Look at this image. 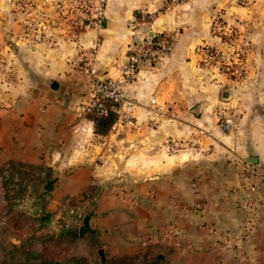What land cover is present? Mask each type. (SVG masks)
Instances as JSON below:
<instances>
[{"label": "crops", "instance_id": "1", "mask_svg": "<svg viewBox=\"0 0 264 264\" xmlns=\"http://www.w3.org/2000/svg\"><path fill=\"white\" fill-rule=\"evenodd\" d=\"M33 1L51 23L52 41L26 35L18 9L1 12L0 157L52 173L58 200L95 187L105 244L134 237L141 226L162 254L257 263L264 254V0H107L103 27L76 33L57 22L53 0ZM218 11L239 24L249 46L237 82L201 68L195 52L202 43L221 47L210 30ZM155 34L170 35V50L123 87L136 105V128L114 131V123L82 114L91 85L74 67L81 47L98 44L100 73L118 78L131 49ZM220 115L231 119L228 129ZM170 141L190 144L172 153Z\"/></svg>", "mask_w": 264, "mask_h": 264}, {"label": "rangeland", "instance_id": "2", "mask_svg": "<svg viewBox=\"0 0 264 264\" xmlns=\"http://www.w3.org/2000/svg\"><path fill=\"white\" fill-rule=\"evenodd\" d=\"M21 1L0 0V15L16 13ZM45 1L49 4L52 0ZM58 4L64 5L61 0H53L56 11ZM53 180L57 182L52 173L37 166L0 157V264H232L227 254L217 257L199 254L192 259L162 254L158 245L145 239L141 226L134 237L105 244L98 229L101 223L97 217L101 212L100 206L97 207L98 191L94 195L87 191L58 200L54 188L52 191L44 188ZM75 209L83 216L78 223L71 217ZM88 216H92L93 232L79 236L76 241L61 238L64 230L78 229ZM42 217L48 220L44 222ZM100 249L105 253L104 262L98 253ZM257 256V263L248 264H264V254Z\"/></svg>", "mask_w": 264, "mask_h": 264}, {"label": "built area", "instance_id": "3", "mask_svg": "<svg viewBox=\"0 0 264 264\" xmlns=\"http://www.w3.org/2000/svg\"><path fill=\"white\" fill-rule=\"evenodd\" d=\"M64 5H56L60 26L68 27V31H84L86 29H101L107 10V0H61ZM59 8V10H58ZM19 13L25 16L23 24L26 35L34 40L52 41V34L45 15L37 12V6L32 0H23L17 7ZM40 17L36 20L34 17ZM52 27V26H51ZM211 35L218 40L221 47L202 43L196 47L199 66L203 69H215L234 82L245 77L246 59L249 52L248 43L242 38L239 24L229 20L223 11H218L210 22ZM242 39V40H241ZM171 39L168 34H155L136 44L130 51L128 60L120 66L119 77L112 78L100 73L96 59L98 44L89 49L81 47L74 67L89 78L91 99L82 107V114L104 119L115 114L114 131L119 128L134 129L137 126L136 105L124 97L123 87L134 80L140 66L146 61L156 62L170 50ZM154 110L161 114L167 111L155 99H151ZM220 126L228 129L231 119L220 115ZM189 142H168L169 151L177 153L186 148ZM73 222L82 220V214L71 211Z\"/></svg>", "mask_w": 264, "mask_h": 264}, {"label": "trees", "instance_id": "4", "mask_svg": "<svg viewBox=\"0 0 264 264\" xmlns=\"http://www.w3.org/2000/svg\"><path fill=\"white\" fill-rule=\"evenodd\" d=\"M115 114H111L109 117L104 118V119H99L101 122H104L105 125L111 126L114 121H115ZM89 193L91 195H94L95 193H97V189L95 187H91L89 190ZM41 219H43V221L45 222L46 220H48V217H42ZM61 238L67 239V240H72V241H76L79 240L80 237L78 235V229L77 228H69L66 229L62 232ZM24 264V263H23Z\"/></svg>", "mask_w": 264, "mask_h": 264}, {"label": "water", "instance_id": "5", "mask_svg": "<svg viewBox=\"0 0 264 264\" xmlns=\"http://www.w3.org/2000/svg\"><path fill=\"white\" fill-rule=\"evenodd\" d=\"M0 21H2V17L0 15ZM252 163H255L256 161L255 160H251ZM52 182H49L47 183L44 188L47 190V191H52ZM42 213L45 215L46 214V211L44 209V206L42 207ZM92 216H88L86 217V219L84 220V224L82 225V227L79 229V233L80 235H84L86 233H89L91 232V228H90V220H91ZM99 255L101 256V259L102 261L104 262L106 260V257H105V253H104V250L103 249H100L98 251ZM159 258L162 259V256L160 255Z\"/></svg>", "mask_w": 264, "mask_h": 264}]
</instances>
